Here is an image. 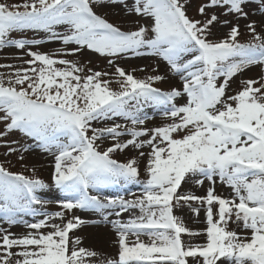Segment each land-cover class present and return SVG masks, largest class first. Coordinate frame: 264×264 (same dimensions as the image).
Returning a JSON list of instances; mask_svg holds the SVG:
<instances>
[{
    "label": "snow or ice",
    "instance_id": "1",
    "mask_svg": "<svg viewBox=\"0 0 264 264\" xmlns=\"http://www.w3.org/2000/svg\"><path fill=\"white\" fill-rule=\"evenodd\" d=\"M249 2L259 4L264 12V0H209L198 9L208 17L205 20L187 15V0L0 3V51L21 50L23 55L16 58L27 65L0 64L11 70L0 73V123L5 125L0 138L19 131L53 153L52 180L64 194L63 200H42L37 193L48 188L43 180L0 166V216L10 226L22 224L29 230L17 235L0 228V264H96L93 258L99 254L83 247L75 235L86 222L74 210L100 213L103 223L116 233V257L99 264H264V82L245 80L242 90L227 94L235 75L252 65H264V36L251 22L247 24L250 43L239 42L238 25L225 39H209L212 26L219 22L217 8L226 6L225 16L247 19ZM108 4L123 5L127 15L149 18L150 24L123 31L93 7ZM57 26H64V31H57ZM27 30L43 32L48 42L58 40L64 47L59 53H42L32 48L45 43L43 39L11 38L12 33ZM84 49L107 57L115 72L89 68L90 74H85L78 61L54 58L75 56ZM129 55L166 61L180 77L182 91L164 92L154 87L164 76L139 79L133 75L137 69L127 71L115 64V59ZM112 75L115 81L104 79ZM113 82L118 90L110 87ZM183 96L186 103L180 105L177 98ZM145 106L162 107V117L170 122L145 127L147 120L154 119L143 115ZM110 120V125L93 126ZM125 136L131 138L123 140ZM106 140L113 143L101 150ZM130 146L138 152L137 158L126 163L112 158ZM15 151L8 148L9 153ZM144 158L146 175L141 181L138 160ZM217 177L232 189L231 198L215 193ZM188 179L199 186L206 179L213 187L203 197L180 191ZM121 181L142 184V192L134 194L135 199L90 194ZM50 203L61 210L47 211ZM184 207L196 215L204 209L203 232L190 230L175 215ZM124 212L131 214L127 221L109 220ZM21 215L34 221L17 219ZM230 223L242 225L245 231L232 230ZM183 235H203L206 243L186 244Z\"/></svg>",
    "mask_w": 264,
    "mask_h": 264
},
{
    "label": "rangeland",
    "instance_id": "2",
    "mask_svg": "<svg viewBox=\"0 0 264 264\" xmlns=\"http://www.w3.org/2000/svg\"><path fill=\"white\" fill-rule=\"evenodd\" d=\"M24 0H0V3L11 4H22ZM209 0H187L186 9L187 15L196 20H205L208 17L201 16L199 14V7L205 3H208ZM131 3V0H129ZM94 10L97 14L102 15L105 19H107L110 23L118 26L123 31H131L136 30L139 26H148L150 24L149 18H141L136 15H127L125 10H123V5L117 4H108L103 7L93 6ZM226 10V6L224 9L217 8L215 10V14L219 17V22H216L212 26V35L209 37L210 40H221L227 38V34L232 26H239L240 36L238 40L240 43H250L253 38L250 34L247 24L251 22H255L256 30L261 35L264 36V19L261 22L256 21V18L264 16V12L260 10V5L255 2H249L245 6V11L248 12V18H237L235 15H227L225 16L223 13ZM207 11V10H206ZM212 13L209 12V17ZM224 20H229L231 23L224 25L221 22ZM57 31L63 32L64 26H57ZM11 38L13 39H43L46 42L33 47L32 51H40L42 53H59V51L64 47L62 43L58 40L56 41H47V34L43 32H37L33 30H27L24 32H14L11 34ZM74 47V46H70ZM23 55L21 50H17L15 48H6L3 51H0V64H13L18 66L27 67L26 64H22V61L17 59V56ZM54 58H67L78 61L79 65L85 68V74H90L87 72V69L91 68L93 71L100 72H109L114 73V66H109L108 58L102 57L99 54L88 51L87 49L82 50L80 53L75 56H56ZM24 59H29V57L24 56ZM115 59V58H114ZM115 64L124 68L127 71H131L132 69H137V71L133 72V75L139 79H146L148 76L153 75H161L164 76L165 79L154 84V87L161 89L164 92H169L173 88L180 89L182 91V81L178 75L173 74L166 61H163L160 58L152 57V56H140V57H132L127 56L120 59H115ZM140 69H144V71H140ZM153 69H159L158 72H154ZM11 70L8 68H0V73H5L7 75ZM104 79H109L115 81L116 77L114 75L104 77ZM170 79L175 80L174 82H170ZM261 80L264 82V65H252L245 69L243 72L238 73L229 81V87L227 89L228 95H235L243 88L242 81L245 80ZM223 78H220L219 82H222ZM110 87L113 90H118L119 85L113 82ZM254 87H259V84L254 85ZM186 96L177 98V103L182 105L186 103ZM163 111L162 107H152L145 106L143 109V115L154 117V119H149L146 121L145 127L152 128L155 126H161L164 123L170 122L166 121L161 113ZM0 115H3L0 113ZM115 122L117 123H127L129 127L131 126L130 122L124 121L122 118H115ZM105 123L110 125L112 121H106L104 123H96L93 122L94 127H103ZM5 128L4 123H0V131H3ZM131 137L125 136L122 139L127 140ZM12 141H16V143H11ZM113 141L106 140L102 145V149H106L108 146H111ZM16 148L17 151L9 153L8 148ZM27 148L28 151H24ZM145 152L149 151V149H143ZM55 152V150H53ZM23 156V159L20 157ZM138 152L133 149L131 146L126 149L124 152L117 151L112 154V158L118 160L121 163H126L129 159L137 158ZM145 160L139 159L138 163L140 166V179L143 181L145 179ZM55 165V156L53 153L45 152L41 149L39 143L20 133L19 131H14L8 133L6 136L0 138V166H3L7 171L17 174H23L29 178H39L43 180L48 188L40 190L37 195L42 200L48 201H57L63 200L64 194L55 187L52 174L54 171ZM215 193L224 198H231L233 195L232 189L228 187L226 184L221 183L219 178H215ZM193 185H197L194 183L193 179H188L186 183H183L180 191L185 193H191L196 196H205L209 187H213L211 182L205 179L204 184L202 186L198 185V189L194 188ZM142 192V184H130L121 181L116 184H106L101 186L97 191H92L90 194L99 195L103 199L104 197L117 198L123 196L125 199H135V195H139ZM194 207H199V204L193 202ZM39 207V206H36ZM49 212L60 211L58 204L50 203L46 208ZM74 214L79 216L86 223L85 227L78 228L79 230L82 228H91V227H100V228H112L110 224L103 223V217L100 213L92 212V211H80L74 210ZM129 212H124L120 217L110 216L109 220L120 219L122 221H127L130 218ZM175 215L181 217L184 224L187 228L195 232H203L206 228V219L204 209L201 208L199 215H196L191 209L188 207H184L182 209H176ZM42 217H36L35 219H41ZM17 219L26 220L29 222H33L34 218L30 215H21L18 216ZM96 222V223H94ZM0 228L7 229L12 233L17 235H23L29 230L25 228L22 224L17 225H9L5 222L2 216H0ZM230 228L232 230L237 231L238 233L243 232L242 225L237 226L236 224L230 223ZM76 231V230H75ZM113 235L116 236L114 230ZM84 232V231H83ZM76 234V233H75ZM71 235V234H70ZM117 237V236H116ZM183 240L186 244H204L206 243V237L203 235L189 237L187 235H183ZM134 237H130V240H134ZM141 239L145 243H149V238L147 236H142ZM117 240V239H116ZM116 240L113 242V246L115 247L112 251L103 249L104 247L100 246L93 241L85 245L89 250L96 251L99 256L93 258L96 261V264H99L100 260L103 259L107 261L108 259H112L116 257L117 247ZM191 261V258H189Z\"/></svg>",
    "mask_w": 264,
    "mask_h": 264
},
{
    "label": "bare ground",
    "instance_id": "3",
    "mask_svg": "<svg viewBox=\"0 0 264 264\" xmlns=\"http://www.w3.org/2000/svg\"><path fill=\"white\" fill-rule=\"evenodd\" d=\"M264 19V16L256 18V21L261 22ZM175 80L170 79V82H174ZM194 188L191 189H198V185H193ZM58 222V221H57ZM81 227H85L82 225ZM112 228H100V227H91L76 229L75 235L79 236L82 239V246L87 248L85 245L88 246L90 241H93L100 246L104 247L103 249L112 251L115 247L113 246V242L117 239L115 235H113ZM84 231V232H83Z\"/></svg>",
    "mask_w": 264,
    "mask_h": 264
}]
</instances>
